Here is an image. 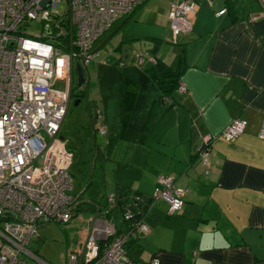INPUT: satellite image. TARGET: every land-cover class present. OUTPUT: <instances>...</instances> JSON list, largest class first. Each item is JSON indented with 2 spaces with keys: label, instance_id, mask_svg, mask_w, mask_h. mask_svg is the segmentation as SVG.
Wrapping results in <instances>:
<instances>
[{
  "label": "crops",
  "instance_id": "crops-1",
  "mask_svg": "<svg viewBox=\"0 0 264 264\" xmlns=\"http://www.w3.org/2000/svg\"><path fill=\"white\" fill-rule=\"evenodd\" d=\"M174 1L146 0L96 42L99 57L93 63L99 72L103 65L110 67L105 59L122 63V47L134 46L133 72L120 64L126 75L115 85L113 96L118 100L101 94L102 109L98 101L93 103L107 127L104 143L96 144L102 157L96 180L104 181L105 195L120 189L150 195L161 176L188 190L178 212L170 214L167 202L158 199L145 213L149 231L132 238L128 247L133 259L264 264V139L258 137L264 117V0H194L198 10L192 27L173 42L168 12ZM222 9L225 12L217 14ZM144 41L138 52L145 51L151 62L139 67L134 62L136 45ZM106 45L112 52L104 54ZM178 68V82L185 90L175 88L169 99L162 97L152 74ZM126 78L138 84V91L130 115L123 118ZM67 115L68 110L59 134L71 151L72 139L61 133ZM235 118L247 121L245 131L231 141L219 137ZM206 135L218 136L211 146L209 169L195 152V143ZM88 184L77 192L83 200L90 198H84ZM121 219L117 213L115 225L126 230ZM63 231L66 249L74 243L72 250L80 251L88 224Z\"/></svg>",
  "mask_w": 264,
  "mask_h": 264
},
{
  "label": "built area",
  "instance_id": "built-area-1",
  "mask_svg": "<svg viewBox=\"0 0 264 264\" xmlns=\"http://www.w3.org/2000/svg\"><path fill=\"white\" fill-rule=\"evenodd\" d=\"M145 1L0 0V264H50L28 244L44 224H66L81 213L76 209L83 199L74 192L69 171L72 153L59 134L70 104L75 65L94 62L99 57L98 39ZM197 10L194 0L171 4V41L191 29ZM33 21L42 22L40 33L26 30ZM135 62L143 66L151 59L137 54ZM99 115L96 111V118ZM246 127L245 119L235 118L218 136L231 141ZM98 132L107 134L103 121ZM218 136L206 135L195 143L207 169ZM258 137L264 139V117ZM187 192L171 177L161 176L151 195L165 200L173 214L182 208ZM116 200L114 193L108 194V209ZM124 207L126 220L131 210ZM91 214L82 249L70 251L67 264H160L157 257L143 263L127 254L126 245L135 231H149L145 222L133 231L118 230L105 208Z\"/></svg>",
  "mask_w": 264,
  "mask_h": 264
},
{
  "label": "rangeland",
  "instance_id": "rangeland-1",
  "mask_svg": "<svg viewBox=\"0 0 264 264\" xmlns=\"http://www.w3.org/2000/svg\"><path fill=\"white\" fill-rule=\"evenodd\" d=\"M42 27L43 24L41 21H33L28 27H26V30L32 34H36L41 32ZM111 49L112 48L109 45H106L103 50L104 54L107 50L109 53L112 52ZM105 60H107L110 67L103 65L100 70L101 73L99 72L97 63L95 64L92 62L88 65V68H83L85 82L81 88L76 87V73L74 75L75 85L73 86V95L77 93L81 94V96H88V103L92 110H94L93 103H96L95 100L98 101L99 106L102 109V100L105 99L101 98V94L105 96L106 94H109V96H111V101L118 100L119 96H113L115 90L117 91L115 85L121 80L120 75H126L124 70H122L123 66L120 65L122 64L121 62L112 57ZM102 62L103 64H106V61ZM131 65L132 62L130 61L125 63L128 71L131 69V72H133ZM138 66L140 67V65ZM84 102L85 99L83 100V105L72 101L70 102L66 123L61 129V133L66 137H70L73 142V146L70 145L71 151L73 152V159L69 171L74 178V192H78L83 189L91 178L93 180L99 177V167L102 163V157L97 153L96 144L99 145L104 143L106 138L105 135L102 136L98 132L102 122L101 114L98 118H94V120H96V124L93 125L95 127L94 128L92 126L93 121H91L89 114L87 112L84 113ZM109 149L110 148H108V150ZM92 216L93 215L91 213L81 212L77 217L71 218L70 222L67 224H60L56 222L46 223L42 230L41 227L39 229V234L42 233V235L40 234L41 238L38 239L39 236L32 238L28 244V248L32 251L39 252V254L51 264H67L69 252L76 251L72 250L76 246L74 243H71L68 246L70 249H66V233L63 230L85 227L88 224L87 220ZM21 256L24 258L26 257L25 254H21ZM27 260L29 262H33L31 259Z\"/></svg>",
  "mask_w": 264,
  "mask_h": 264
},
{
  "label": "trees",
  "instance_id": "trees-1",
  "mask_svg": "<svg viewBox=\"0 0 264 264\" xmlns=\"http://www.w3.org/2000/svg\"><path fill=\"white\" fill-rule=\"evenodd\" d=\"M178 70L179 68L176 71L167 72L160 76L154 73L152 74V76L157 79L158 85L163 92L162 97L169 99L170 97L169 95L171 91L174 90L175 88H179L180 84L178 82V77L180 72ZM137 91H138V84L132 79L126 78L123 83V92H122L123 118H127L130 115L132 104L135 99V95ZM103 182H104L103 180L97 181L96 179L94 180L91 179L89 181V184L86 188V192L84 193V198L86 196L88 197V195L90 196V198L89 200L84 199L83 202L79 204L76 210L90 211L92 213L95 212V210L98 207L105 208L106 211H108V215L111 216L112 218L117 213H121V218H122L121 220L126 224L127 230L130 231L136 230L137 224L140 221H143V216L147 211H149V209L155 204L157 200H155L151 194L146 195L137 190L120 189L114 192V196L117 198L115 206L108 209V205H107L108 195H105ZM81 197H83V194L81 195ZM102 197L104 198L103 201L98 199ZM184 202H185V196H184ZM125 205H128V207L131 210V218L123 220ZM138 233H139L138 230H136L135 235ZM133 242L134 239L131 238L126 245L127 254L131 258L132 256L129 253V247ZM137 246H139V244H137ZM137 252L140 253L139 247ZM154 257L155 256H151V258L146 262H150V260Z\"/></svg>",
  "mask_w": 264,
  "mask_h": 264
},
{
  "label": "water",
  "instance_id": "water-1",
  "mask_svg": "<svg viewBox=\"0 0 264 264\" xmlns=\"http://www.w3.org/2000/svg\"><path fill=\"white\" fill-rule=\"evenodd\" d=\"M147 43V41H144V42H139L137 43L136 45V49H137V53L135 54L134 57H136L137 54H140L138 51L139 49H141V45ZM134 48L133 47H130L129 45H124L122 47V63H126L128 61H130L131 59V49ZM145 52V51H144ZM143 52V53H144ZM143 53H141V55H144ZM83 66L81 63H77L75 65V73H76V87L77 88H81V86L83 85V83L85 82V75H84V71H83ZM86 96V95H85ZM85 103H86V106H88V96L85 97ZM77 103V102H76ZM95 110V109H94ZM88 114H89V117L91 118V115H90V112L89 110L86 111ZM95 119H96V115H94ZM96 124V120H93L92 122V126Z\"/></svg>",
  "mask_w": 264,
  "mask_h": 264
},
{
  "label": "flooded vegetation",
  "instance_id": "flooded-vegetation-1",
  "mask_svg": "<svg viewBox=\"0 0 264 264\" xmlns=\"http://www.w3.org/2000/svg\"><path fill=\"white\" fill-rule=\"evenodd\" d=\"M85 97L86 96H81V94H77V93L73 95V91H72L71 96H70V101H72L74 103L77 102L78 104L83 105V100L85 99ZM83 107H84V113H86V111L89 110L90 115H91V121H93L94 120V115H96V110H92L91 107L89 106V103H88V106H86L85 102H84V106Z\"/></svg>",
  "mask_w": 264,
  "mask_h": 264
}]
</instances>
